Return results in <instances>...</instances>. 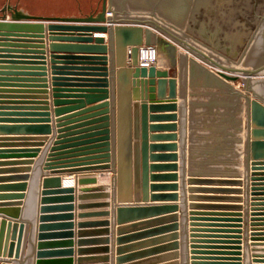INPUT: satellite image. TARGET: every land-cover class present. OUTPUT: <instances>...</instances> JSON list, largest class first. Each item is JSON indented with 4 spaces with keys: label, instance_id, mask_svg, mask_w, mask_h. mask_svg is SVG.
I'll use <instances>...</instances> for the list:
<instances>
[{
    "label": "crops",
    "instance_id": "crops-1",
    "mask_svg": "<svg viewBox=\"0 0 264 264\" xmlns=\"http://www.w3.org/2000/svg\"><path fill=\"white\" fill-rule=\"evenodd\" d=\"M108 5L111 0H107ZM138 3L145 4L143 0ZM150 2V1H149ZM152 2V1H151ZM7 19L14 20L12 12H20L33 16H88L98 14L102 10L103 0H0V16L4 7ZM110 10L111 7H110ZM117 20H120L116 17ZM14 22H31L20 19ZM42 28H28L20 31H0V195H17L24 193L21 199H0V204L7 202H21L19 205H0V219L21 220L23 209L30 186L33 167L37 160L42 162L38 234L40 216L47 227L42 239L46 245L42 256L44 264H112V242L115 243V264L118 263V249L123 248L126 257L121 264H181V209H180V178H179V137L177 140L148 139L151 144L178 143V149L155 150L154 154H178L177 160L148 158L147 189L140 188L137 195L131 192L130 200L121 202L118 197L115 168L117 156V104L118 84L116 72V54L112 34L110 32L57 31L58 34H89L92 37H104L109 46L108 50V94L95 99H89L88 94L99 95L101 92H89L100 77L94 74L95 61L77 59L90 56L92 50L86 48H68L64 45L82 44L70 41L51 40V32L47 28L48 22H43ZM86 24V23H71ZM229 30L220 26L207 28L204 32L209 45L208 50L222 55L228 54L234 62L240 58V18L232 16ZM155 34L160 33L154 29ZM25 40V41H20ZM147 42L154 43V36ZM60 45L52 49L51 45ZM188 54V98H187V144H186V185L188 199V243L189 263L192 264L191 253V220L190 212L196 210L205 215H195L199 224H226L230 227L198 226L199 229H223L233 232H199L201 235H227L235 238L222 239L212 237H198L203 241L196 243L202 247H230L234 249L199 250L212 252H230L228 255H197L205 259H195L201 264H264V235H256L252 239V232L264 234V225L255 226L253 231L252 218L263 219L264 205H256L259 210H252L251 205V166L250 142L251 126L249 101L242 96L240 85L230 79H225L212 69L207 63L192 55L186 48L178 46ZM55 52V53H54ZM56 54L57 58L53 57ZM167 53H159L156 65L159 69H168L170 76L178 79V63L169 66ZM95 88V87H94ZM97 88V87H96ZM99 88V87H98ZM178 89V86H177ZM245 97V98H244ZM108 102L110 116V142L112 156L111 169H93L104 163L79 161L62 163L84 156L95 149H87L98 142L90 143L97 138L99 110L95 106ZM178 103V97L177 101ZM105 108V107H104ZM177 111H156L155 114H172ZM147 110V117L150 116ZM142 119V114L140 115ZM98 120V121H97ZM141 122V120H140ZM172 120H154L148 118L147 125L169 124ZM142 130V127H141ZM173 131H155L156 134L171 133ZM179 134V125L177 131ZM149 134L150 131H149ZM150 150L148 155L150 156ZM52 155V156H50ZM55 158L57 164L46 167L48 159ZM178 164L177 169L167 167L151 171L150 165ZM73 164V167H68ZM82 170V171H75ZM258 172L264 173L263 170ZM79 174H94L96 182L78 181ZM152 174H178L177 179L158 178L152 180ZM264 176V175H263ZM27 177V178H26ZM46 177L59 179V183L48 184L46 197L42 204L43 180ZM189 177L200 178L202 181L190 184ZM243 180L239 185L236 180ZM204 180V181H203ZM219 180V181H214ZM229 180V181H224ZM232 180V181H231ZM264 183L263 181H259ZM26 184V189L17 187ZM152 184H178L177 189L150 190ZM105 185L107 195L102 197L87 196L92 194L93 188ZM190 186L197 188L194 194L198 197L190 200ZM264 187V185H261ZM64 188H73L72 192H65ZM240 188L242 192H239ZM263 192L264 191H259ZM178 194L177 199L151 200L152 194ZM147 196V197H146ZM260 198L264 195H258ZM242 197V200L239 198ZM147 198V200H145ZM99 202H106L104 206H97ZM198 204L199 208L191 209L190 203ZM263 202V201H261ZM176 206L156 212L142 211L128 214L120 223L118 206ZM47 209L42 213L41 206ZM224 205L228 208L219 209ZM242 206V208H239ZM148 208V207H147ZM107 211L106 215H96L95 212ZM224 212L231 214L208 215ZM92 213L91 215H83ZM242 214V215H241ZM177 215V217H175ZM241 215V216H240ZM11 217V218H9ZM14 218V219H12ZM227 218L231 221H214ZM108 220V224L98 221ZM157 220V221H155ZM153 221V222H152ZM26 226L22 235L20 257L10 256L9 253L0 254L1 261H11L21 264L26 258L31 231V221H24ZM263 223V220L255 221ZM133 224H139L132 227ZM175 224L177 227L175 228ZM125 228L124 234H118V228ZM0 225V233H1ZM105 229L108 231L98 232ZM14 226L9 230L4 228L3 250L6 240L12 236ZM177 234V236H175ZM19 236V231L16 232ZM122 237L121 243L118 238ZM100 238H108L99 241ZM17 241V239H16ZM213 241H228L231 243H209ZM178 243L177 249L172 246ZM254 243V245H253ZM106 247L107 250L98 248ZM240 248V249H238ZM227 250V251H223ZM178 252V255H175ZM237 253H240L238 255ZM258 255L261 257H254ZM108 258L106 259L105 257ZM263 256V257H262ZM221 258V259H209ZM241 260H238V259ZM254 258L263 262L256 263ZM36 264V255H35Z\"/></svg>",
    "mask_w": 264,
    "mask_h": 264
},
{
    "label": "water",
    "instance_id": "water-1",
    "mask_svg": "<svg viewBox=\"0 0 264 264\" xmlns=\"http://www.w3.org/2000/svg\"><path fill=\"white\" fill-rule=\"evenodd\" d=\"M10 7L6 6L3 8V13L0 16V31H20L28 28H42L47 21V28L51 32V40L70 41L75 43H87L82 44H71L64 45L68 48H86L92 50L90 56L77 57V59H90L95 61L93 63V70L97 71L95 76L100 77L97 81L98 84L92 86L89 92H101L99 95L94 93L88 94L89 99H95L102 95L108 94V50L109 46L105 42L104 37H92L89 34H81L86 32H110L112 34V41L114 43L115 54H116V65L118 70L116 72V79L118 84V104H117V156H116V168H115V179L118 197L121 202L130 200L131 192L133 190L134 195H137L140 188H144L145 192L147 189V177H148V158L151 161L161 159L177 160L178 154H154L155 150H177L178 143L173 142L171 144H151L148 145V139L155 141L158 139L165 140H177L179 137V178H180V209H181V264L189 263V243H188V199H187V185H186V144H187V98H188V54L178 49V46L186 48L192 55L198 57L201 61L207 63L212 69L218 71V74L225 79H230L237 82L240 86L249 88L255 95L261 97L264 100V28L244 65L233 64L220 55L202 47L199 43L187 38L185 35L169 28L166 24L154 19L146 17V20L141 21H130L124 22L117 20L113 14L109 15L108 1L103 0L102 10L98 14H91L88 16H33L19 10L12 12L14 20L7 19V11ZM111 11V10H110ZM20 19L31 21V22H14ZM71 23H86V24H71ZM154 29L160 33L154 32ZM57 31H81L79 34H58ZM4 35V34H0ZM154 36V43L159 49V53H167L169 58V66L175 67L178 63V79L175 76H170L168 69H159L156 64L149 67L141 66L139 64V46L146 43L147 40ZM25 41V40H20ZM60 47V45L53 43L51 48L54 50ZM131 48V52L128 50ZM55 53V52H54ZM53 54V57L57 58ZM178 86V89H177ZM95 87V88H94ZM97 87V88H96ZM99 87V88H98ZM178 97V103L177 101ZM258 97H249V112H250V126H251V142H250V166H251V195H252V210H259L255 208L256 205H264V197L260 198L258 195H264V183L259 181L264 180V173L258 172L264 169V101ZM105 107V108H104ZM93 109L99 110L97 115L102 116L99 120V130L95 135L97 138L92 140L90 143L98 142L95 146L88 147L87 149H95L85 154L75 155L84 156L82 158H75L62 163H74L79 161H91L93 163H104L101 166L93 169H111L112 168V156L111 142H110V116L108 115V102L102 105L95 106ZM178 113L172 114H155L156 111H177ZM147 110H150L151 114L147 117ZM142 114V119L140 115ZM148 118L150 121L154 120H172L169 124H150L147 125ZM97 120V121H98ZM141 120V122H140ZM179 125V134L177 131ZM142 127V130H141ZM173 131L171 133L156 134L155 131ZM149 131L151 134H149ZM150 150V156L148 151ZM52 156V155H50ZM55 158L50 157L49 162L45 164L46 167L57 164ZM68 167H73L70 164ZM170 168L177 169L178 164L168 165H150V170L154 171L158 168ZM41 171L42 162L37 160L33 167V173L30 181L29 190L27 193L23 214L21 220L31 221V231L28 242V248L26 258L21 264H44L42 256L47 252L43 251V247L46 245L42 239L47 235L44 233V229L47 227L43 221L46 219L45 215L40 216V225L38 234V244L36 252L37 242V229H38V210H39V197H40V184H41ZM82 171V170H75ZM27 178V177H26ZM152 180L158 178L177 179L178 174H165L158 175L152 174ZM78 181L80 183L96 182L94 174H79ZM202 181L200 178L189 177L188 182L190 184ZM204 181V180H203ZM219 181V180H214ZM229 181V180H224ZM232 181V180H231ZM239 185L243 184V180H236ZM59 183V179L54 177H46L43 180V190L41 203L44 204L48 198L45 196L47 193L48 184ZM17 187H21L22 190L26 189V184H20ZM107 187L105 185L96 186L90 191L92 194L87 196L102 197L106 196ZM178 184H152L150 190L154 191L157 189H177ZM65 192H72L73 188H64ZM190 194V200H195L200 196H197L195 191L197 188L190 186L188 188ZM239 192H242L240 188ZM25 196L24 193L17 195H5L1 196L0 199H21ZM147 197V196H146ZM178 194H152L151 200L157 199H177ZM242 200V197L239 198ZM147 200V198L145 199ZM263 201V202H261ZM21 202H7L0 205H19ZM97 206H104L106 202H99ZM148 207V208H147ZM175 208L176 206H141L138 204L134 205H120L118 206L119 221L127 217L128 214L139 213L142 211L156 212L164 209ZM191 209L199 208L198 204L191 202ZM219 209H226L228 207L221 205L217 207ZM242 208V206H239ZM47 209L46 206L42 205L40 211L43 213ZM87 213L83 215H91ZM96 215H106L107 211L95 212ZM6 216L4 214H0ZM191 220V253H192V264H201L196 262L195 259H205L197 255L209 254V255H228L230 252H220L222 250H215L212 252L201 251V248L208 249H234L230 247H202L196 243L203 241L197 240L198 237H212L229 239L235 238L227 235H201L199 232H220L228 233L233 232L230 230L223 229H199L198 226H214V227H230L226 224H213V225H202L199 224L195 215H205L196 210L190 212ZM208 215H223L230 216L224 212ZM242 215V214H241ZM240 215V216H241ZM264 215V214H255ZM8 217V216H6ZM0 219L1 233H0V254L5 252L9 253L10 256L20 257L22 235L25 230V222L16 220H10L8 218ZM177 217V215H175ZM11 218V217H9ZM14 219V218H12ZM263 219L252 218L251 225L252 230H258L255 228L257 225H264L258 223ZM157 221V220H155ZM214 221H231L227 218L214 219ZM153 222V221H152ZM100 224H108V220L98 221ZM139 224H133L132 227L138 226ZM9 230L14 226V232L12 236V242L10 243V237L6 240L5 249L3 250V239H4V228L7 227ZM175 228L177 224L174 225ZM125 228H118V234H124ZM19 231V236H16V232ZM108 231L105 229L98 230V232ZM252 239H257L256 232H252ZM177 236V234H175ZM17 239V241H16ZM122 237L118 238L119 243L122 241ZM99 241L107 240L108 238H100ZM209 243H231L228 241H213ZM254 245V243H253ZM176 249L178 243L172 244ZM100 250L108 249L106 247L98 248ZM123 248L118 249V263L121 264L126 257L123 256ZM240 249V248H238ZM227 251V250H223ZM240 255V253H237ZM178 255V252H175ZM254 257H261L254 255ZM263 257V256H262ZM106 259L108 258L105 257ZM209 259H221V258H209ZM238 260H241L240 258ZM256 263L263 262L254 258ZM0 264H16L11 261H1ZM112 264H115V243L112 242ZM174 264V263H173ZM178 264V262H175ZM217 264V263H215Z\"/></svg>",
    "mask_w": 264,
    "mask_h": 264
},
{
    "label": "rangeland",
    "instance_id": "rangeland-1",
    "mask_svg": "<svg viewBox=\"0 0 264 264\" xmlns=\"http://www.w3.org/2000/svg\"><path fill=\"white\" fill-rule=\"evenodd\" d=\"M137 1L111 0L108 6L112 14L114 12L113 16L121 21L154 18L206 49H209L204 32L207 28L220 26L223 30H229L232 16L239 17L240 58L234 62L227 53L221 55L223 59L237 65H244L248 60L264 28V0H143L145 4ZM240 88L242 96L246 95L248 101L249 97L262 99L249 88Z\"/></svg>",
    "mask_w": 264,
    "mask_h": 264
},
{
    "label": "built area",
    "instance_id": "built-area-1",
    "mask_svg": "<svg viewBox=\"0 0 264 264\" xmlns=\"http://www.w3.org/2000/svg\"><path fill=\"white\" fill-rule=\"evenodd\" d=\"M108 14L111 15L112 11L108 10ZM128 52H131L129 48ZM159 59V49L155 43L146 42L139 46V64L141 66H151L156 64Z\"/></svg>",
    "mask_w": 264,
    "mask_h": 264
}]
</instances>
